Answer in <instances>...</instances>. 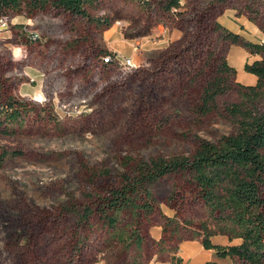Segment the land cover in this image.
<instances>
[{
  "label": "rangeland",
  "instance_id": "rangeland-1",
  "mask_svg": "<svg viewBox=\"0 0 264 264\" xmlns=\"http://www.w3.org/2000/svg\"><path fill=\"white\" fill-rule=\"evenodd\" d=\"M215 1L92 0L89 18L0 14V78L30 109L22 128L0 134V264H234L203 248L199 206L185 204L180 226L162 232L165 216L174 217V177L153 188L158 212L144 221L142 250L116 240L97 206L128 174L127 160L189 156L198 139L233 131L226 108L246 102L240 87L256 77L241 74L240 50L228 58L242 46L215 25L234 33L237 17L245 37L264 44V0ZM124 58L133 68L117 61ZM223 62L236 74L221 72ZM215 77L230 90L206 114L201 96Z\"/></svg>",
  "mask_w": 264,
  "mask_h": 264
},
{
  "label": "trees",
  "instance_id": "trees-1",
  "mask_svg": "<svg viewBox=\"0 0 264 264\" xmlns=\"http://www.w3.org/2000/svg\"><path fill=\"white\" fill-rule=\"evenodd\" d=\"M90 2L92 0H0V14L15 12L31 17L37 12L55 9L89 18L87 5ZM179 4V0H172V6L179 7ZM215 28L233 44L252 54H264V44L245 41L219 24ZM220 71L236 74L226 62L222 63ZM245 71L255 75L258 82L255 86L240 87L249 91L244 95L245 103L226 108L232 118L230 134L216 141L198 139L194 153L189 156L123 163L128 174L118 187L100 196L97 202L98 214L116 240L128 247L144 248L145 239L141 234L144 221L150 222L158 212L153 188L163 179L174 177L178 188L167 204L174 217L165 216L164 234L174 225L175 228L180 226L178 218H182L185 204L196 205L207 215L197 235L202 237L205 250L214 251L217 258H228L234 264H264V109L258 105L260 92L264 91V60L247 63ZM225 81L215 77L206 85L201 96L203 113L216 109L217 99L230 90V85L225 87ZM5 88L0 78V134L12 135L17 128H22L30 109L25 101L16 100ZM6 155L0 154V169ZM217 236L226 237L229 244L215 243L213 239ZM164 240L161 238L158 244L162 245Z\"/></svg>",
  "mask_w": 264,
  "mask_h": 264
},
{
  "label": "crops",
  "instance_id": "crops-1",
  "mask_svg": "<svg viewBox=\"0 0 264 264\" xmlns=\"http://www.w3.org/2000/svg\"><path fill=\"white\" fill-rule=\"evenodd\" d=\"M233 22H235L237 25L240 23V30H236L234 33L240 35V37L242 39H244L245 41H248V42H251L248 38L245 37L244 35V32L248 30V27L246 25V23L244 22H239V20L237 19V17H234V18H231ZM248 21V20H247ZM223 23V22H222ZM225 26V25H224ZM227 28V26H225ZM228 29V28H227ZM230 30V29H229ZM231 31V30H230ZM240 50V60H241V69H242V72L241 74L244 75V68H245V65L247 63H249V61L251 60L252 62L254 61H257V60H260L259 58H257L259 55L258 54H252L249 50H247L246 48H243V47H232L229 51V54H228V58L230 57V54L232 51L235 52ZM238 74V73H237ZM256 77V76H255ZM258 82V78L256 77V84ZM255 84V85H256ZM254 84L253 85H250V86H255Z\"/></svg>",
  "mask_w": 264,
  "mask_h": 264
},
{
  "label": "built area",
  "instance_id": "built-area-1",
  "mask_svg": "<svg viewBox=\"0 0 264 264\" xmlns=\"http://www.w3.org/2000/svg\"><path fill=\"white\" fill-rule=\"evenodd\" d=\"M33 38H35V36ZM104 61L106 63H112V62L114 63L115 59H113L111 56H108L107 58L104 59ZM117 61H119L121 66L126 70L131 69L134 66V63H133L132 59H130V58H124V59H121V61L119 59H117ZM177 259L181 260V257L178 256Z\"/></svg>",
  "mask_w": 264,
  "mask_h": 264
}]
</instances>
